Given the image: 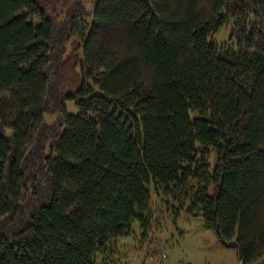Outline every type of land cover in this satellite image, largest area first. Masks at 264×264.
<instances>
[{
    "label": "trees",
    "instance_id": "obj_1",
    "mask_svg": "<svg viewBox=\"0 0 264 264\" xmlns=\"http://www.w3.org/2000/svg\"><path fill=\"white\" fill-rule=\"evenodd\" d=\"M91 1L0 0V264H95L152 194L264 264V0Z\"/></svg>",
    "mask_w": 264,
    "mask_h": 264
},
{
    "label": "rangeland",
    "instance_id": "obj_2",
    "mask_svg": "<svg viewBox=\"0 0 264 264\" xmlns=\"http://www.w3.org/2000/svg\"><path fill=\"white\" fill-rule=\"evenodd\" d=\"M83 1L86 9L90 10L92 1ZM87 20L91 22L92 16L88 15ZM231 27L222 26L208 37V41L218 46L231 45ZM64 104L67 113H78L73 100L66 99ZM44 119L52 123L56 115L45 113ZM151 198L152 217L146 231L141 222L134 219L130 229L113 239L103 256L97 254L95 264H103L104 261L106 264H151L157 251L165 254L166 264H241L237 249L221 244L201 216H193L186 209L173 210L165 201H158L154 194Z\"/></svg>",
    "mask_w": 264,
    "mask_h": 264
},
{
    "label": "built area",
    "instance_id": "obj_3",
    "mask_svg": "<svg viewBox=\"0 0 264 264\" xmlns=\"http://www.w3.org/2000/svg\"><path fill=\"white\" fill-rule=\"evenodd\" d=\"M165 254L161 251H157L154 255L153 261L151 264H166L164 261Z\"/></svg>",
    "mask_w": 264,
    "mask_h": 264
},
{
    "label": "crops",
    "instance_id": "obj_4",
    "mask_svg": "<svg viewBox=\"0 0 264 264\" xmlns=\"http://www.w3.org/2000/svg\"><path fill=\"white\" fill-rule=\"evenodd\" d=\"M240 262V261H239ZM241 263V262H240ZM242 264V263H241Z\"/></svg>",
    "mask_w": 264,
    "mask_h": 264
}]
</instances>
